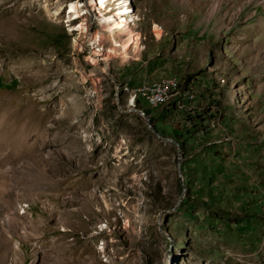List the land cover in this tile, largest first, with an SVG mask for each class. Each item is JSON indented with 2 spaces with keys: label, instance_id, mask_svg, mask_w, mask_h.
<instances>
[{
  "label": "rangeland",
  "instance_id": "rangeland-1",
  "mask_svg": "<svg viewBox=\"0 0 264 264\" xmlns=\"http://www.w3.org/2000/svg\"><path fill=\"white\" fill-rule=\"evenodd\" d=\"M97 8L0 0V264H264V0H108L125 58Z\"/></svg>",
  "mask_w": 264,
  "mask_h": 264
},
{
  "label": "bare ground",
  "instance_id": "bare-ground-1",
  "mask_svg": "<svg viewBox=\"0 0 264 264\" xmlns=\"http://www.w3.org/2000/svg\"><path fill=\"white\" fill-rule=\"evenodd\" d=\"M94 3L97 7L99 6L100 16H101V27L105 32H108L109 40L111 41L110 49L108 50L107 57L111 55V52H116V50H119V54L121 57L125 58L128 57V50L130 49H136L138 47V36L137 34L131 30V28H127L125 25V18L122 15L121 11H114V15L110 16L106 13L101 12V9H106L108 0H88V3ZM78 2H74L71 4L70 8L72 9V12L76 13L75 18H79L82 13L79 14V4ZM58 12L55 14L57 15ZM115 21V22H114ZM1 26V25H0ZM81 31L85 30L84 24H81L78 27ZM95 32L93 36V40L97 43H100L104 41L103 34ZM115 37L119 38L118 40L115 39ZM116 47H118L116 49ZM91 52H89V55L87 56V60L95 64L97 60L95 59L94 54V48L90 49ZM140 89V88H139ZM162 89V97L164 99H171L176 93L174 92L177 90V85L174 82V79L172 77H167L164 79L159 80L158 82H155L151 85H147L143 88V93H156L159 90ZM151 107H155L157 105H161L165 103V100H158L153 103L152 99L150 97H147L146 95L143 96ZM24 211L20 212L22 214ZM19 214V212H18Z\"/></svg>",
  "mask_w": 264,
  "mask_h": 264
},
{
  "label": "water",
  "instance_id": "water-1",
  "mask_svg": "<svg viewBox=\"0 0 264 264\" xmlns=\"http://www.w3.org/2000/svg\"><path fill=\"white\" fill-rule=\"evenodd\" d=\"M108 78L110 79V81H112L113 83V86H114V90H116L117 88V84H116V80L113 79L111 77V75L107 74ZM133 110V109H132ZM140 115L143 116V119H144V123H145V126L147 127V129L161 142H169L171 143L172 145L176 146V149H177V156H176V167H177V177H178V180L179 182H181V170L179 168V150H178V145L177 143L171 139L170 137H160L158 135V133L155 131V129L149 124L148 122V119L147 117L142 113V112H138Z\"/></svg>",
  "mask_w": 264,
  "mask_h": 264
},
{
  "label": "built area",
  "instance_id": "built-area-1",
  "mask_svg": "<svg viewBox=\"0 0 264 264\" xmlns=\"http://www.w3.org/2000/svg\"><path fill=\"white\" fill-rule=\"evenodd\" d=\"M137 88H139V84H138ZM144 95H146L147 97H150L152 99L153 103L158 101V100H165V106L172 105L173 107H179L177 100L175 99V96L172 97L171 99H164L162 97V89L156 93H144Z\"/></svg>",
  "mask_w": 264,
  "mask_h": 264
},
{
  "label": "trees",
  "instance_id": "trees-1",
  "mask_svg": "<svg viewBox=\"0 0 264 264\" xmlns=\"http://www.w3.org/2000/svg\"><path fill=\"white\" fill-rule=\"evenodd\" d=\"M136 99H137V100H139V99H138V97H136ZM135 105H137V102H135ZM137 106H138V105H137ZM197 118H198L199 120H201V119H202L201 117H197ZM151 126H153V127H154V125H153L152 123H151ZM154 128H155V127H154ZM179 145H182V143H179Z\"/></svg>",
  "mask_w": 264,
  "mask_h": 264
}]
</instances>
